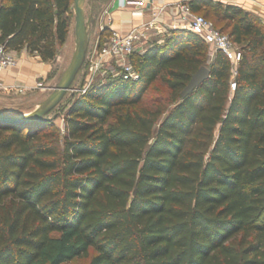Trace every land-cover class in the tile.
Instances as JSON below:
<instances>
[{"label": "trees", "instance_id": "obj_1", "mask_svg": "<svg viewBox=\"0 0 264 264\" xmlns=\"http://www.w3.org/2000/svg\"><path fill=\"white\" fill-rule=\"evenodd\" d=\"M73 2L0 0V43L55 59ZM190 4L240 46L234 78L223 52L209 59L173 29L131 56L138 79L93 82L39 121H0V264L91 250L89 264H264V24ZM203 66L210 77L182 97ZM157 82L168 97L146 99Z\"/></svg>", "mask_w": 264, "mask_h": 264}, {"label": "built area", "instance_id": "obj_2", "mask_svg": "<svg viewBox=\"0 0 264 264\" xmlns=\"http://www.w3.org/2000/svg\"><path fill=\"white\" fill-rule=\"evenodd\" d=\"M148 3V0H120L121 7L132 4L140 13H143ZM172 5L176 9L177 15L170 25H165L160 20L161 12L165 6H153L150 21L132 28L127 33L111 31V36L106 44L107 47L93 60L91 68L92 83L96 77L103 76L109 71L112 73V77L138 79L139 74L134 69L131 56L136 52L143 53L145 51L143 46L152 39L154 34L163 38L169 30L173 29L188 30L199 36L208 45L211 58L218 51L223 52L231 61L234 78L237 74L241 54L238 45L231 39L229 34L217 28L211 19L195 12L190 0H183ZM113 61L116 62L115 66H112ZM18 63L19 58L16 50L7 47L5 43H0V75L16 67ZM1 88L18 93H24L29 89L19 84ZM235 89L236 82L233 80L231 90Z\"/></svg>", "mask_w": 264, "mask_h": 264}, {"label": "rangeland", "instance_id": "obj_3", "mask_svg": "<svg viewBox=\"0 0 264 264\" xmlns=\"http://www.w3.org/2000/svg\"><path fill=\"white\" fill-rule=\"evenodd\" d=\"M108 2L109 0L86 1V6H85L86 14L87 16L89 14L92 15L91 26L89 29L90 43H89L88 55L82 69L80 70L73 84V89L67 94V96H70L69 94L74 92L77 93L83 92L85 88L93 84L92 71H91L93 60L96 58V56H98L100 53L104 51V49L107 47L106 44L108 43L109 38L111 36L110 32L107 31L104 32V28L102 27V21H101L103 11ZM223 24L224 23L219 22L217 26L220 28ZM154 40L162 42L164 40V37L152 39L143 46L144 50H146L150 46V44L154 42ZM25 50L26 48L24 47L18 51L19 53H24ZM74 50H75V12L73 10L69 36L64 44L59 45L57 47V56L55 59L49 61H43L37 53H31L30 51L27 50L30 55L37 56L40 61H43L51 65L52 69L49 75L45 79H41L35 88H30L28 89V91L24 93H18V92L6 90L4 88H0V107L5 109L17 110L21 113H28L34 110L39 105V103H41L44 99L48 97V95L52 92L53 88L57 85L58 80L57 78H55V73L57 71H60V74L64 72V70L67 68L73 56ZM209 59H211L210 56ZM115 64L116 62L113 61L112 66H115ZM109 77H112V73L110 71L104 74L103 76L96 77L93 82L99 80L104 81V79L106 78L108 79ZM168 95H169V90L167 89V87L157 82L156 84H154L153 88L150 89L149 92L147 93L146 99H151L154 97H162L166 99ZM55 124L57 128H59L61 131H63L66 127V123L62 115H60L56 119ZM93 254L94 251L91 250L88 257L75 258L72 261L67 262L65 264H89Z\"/></svg>", "mask_w": 264, "mask_h": 264}, {"label": "crops", "instance_id": "obj_4", "mask_svg": "<svg viewBox=\"0 0 264 264\" xmlns=\"http://www.w3.org/2000/svg\"><path fill=\"white\" fill-rule=\"evenodd\" d=\"M183 0H148V4L143 13L136 10L132 4L126 7L120 6V0H109L101 18L104 32L115 30L121 33H127L132 28L142 25L151 20L153 6H165L161 12L160 20L163 24H172L177 15L176 9L172 4ZM224 4L238 6L246 11L253 13L259 21L264 24V0H214ZM170 31V30H169ZM102 36V34H101ZM155 37V38H154ZM159 36L154 34L152 39ZM151 39V40H152ZM150 40V41H151ZM240 48V46H238ZM19 63L16 67L3 72L0 75V88L8 87L14 84L35 88L41 79H45L51 72V65L40 61L37 56H32L27 49L24 53L16 50ZM63 74V73H62ZM62 74L60 71L55 73V78L59 81Z\"/></svg>", "mask_w": 264, "mask_h": 264}, {"label": "water", "instance_id": "obj_5", "mask_svg": "<svg viewBox=\"0 0 264 264\" xmlns=\"http://www.w3.org/2000/svg\"><path fill=\"white\" fill-rule=\"evenodd\" d=\"M87 0H74L75 12V50L73 56L64 70L57 85L52 92L39 105L28 113L0 107V121L11 123H30L42 120L54 108H56L67 94L73 89V84L82 69L88 55L92 15L87 16L85 6ZM210 69L201 67L191 78L190 82L182 92V97L189 95L195 88L199 87L210 77ZM55 117V116H54Z\"/></svg>", "mask_w": 264, "mask_h": 264}]
</instances>
